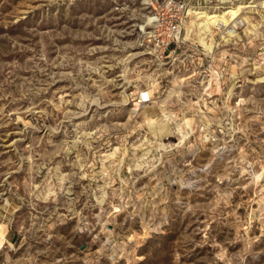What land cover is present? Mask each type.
<instances>
[{
    "label": "rangeland",
    "instance_id": "1",
    "mask_svg": "<svg viewBox=\"0 0 264 264\" xmlns=\"http://www.w3.org/2000/svg\"><path fill=\"white\" fill-rule=\"evenodd\" d=\"M239 5L161 64L143 0H0V264H264V0L198 9Z\"/></svg>",
    "mask_w": 264,
    "mask_h": 264
},
{
    "label": "built area",
    "instance_id": "2",
    "mask_svg": "<svg viewBox=\"0 0 264 264\" xmlns=\"http://www.w3.org/2000/svg\"><path fill=\"white\" fill-rule=\"evenodd\" d=\"M148 23L141 43L156 63H164L175 54L192 17L190 11L201 6V0H143Z\"/></svg>",
    "mask_w": 264,
    "mask_h": 264
},
{
    "label": "bare ground",
    "instance_id": "3",
    "mask_svg": "<svg viewBox=\"0 0 264 264\" xmlns=\"http://www.w3.org/2000/svg\"><path fill=\"white\" fill-rule=\"evenodd\" d=\"M241 7L242 6L239 5L236 10L232 8L227 9V11L221 15L216 12L208 13L199 9L191 10L190 13L194 19L189 20L188 29L191 26H197V28L203 32H210L211 28L222 32L234 31L236 28L242 26L243 20L239 18L241 15L239 9ZM227 15L230 19L226 17ZM207 48L210 49V45Z\"/></svg>",
    "mask_w": 264,
    "mask_h": 264
}]
</instances>
